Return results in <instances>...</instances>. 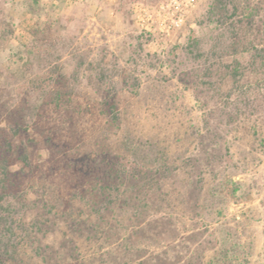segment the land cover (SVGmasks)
I'll return each instance as SVG.
<instances>
[{
    "label": "rangeland",
    "instance_id": "1",
    "mask_svg": "<svg viewBox=\"0 0 264 264\" xmlns=\"http://www.w3.org/2000/svg\"><path fill=\"white\" fill-rule=\"evenodd\" d=\"M260 1L261 10L249 22L245 0H201L170 37L154 33L147 38L135 25L130 0L117 5L115 15L103 9L102 17L92 11L84 19L81 12L79 18L56 17L39 0H0V28L8 24L13 30L0 44L2 101L11 99L20 78L49 70L63 75L69 87L92 98L100 109L107 110L105 97L114 93L121 127L101 128L87 142L99 139L115 149L126 138L149 142L145 148L154 144L155 152L167 155V164L175 170L162 186L134 201L140 217L150 223L146 232L131 237L140 226L134 208L102 217L104 226L119 228L117 248L112 249L116 264H139V252L130 251L134 242L146 252L149 264H160L158 258L151 259L153 253L161 254V264L181 263L174 256H185L199 246L204 230L213 232L214 240L240 241L249 252V261L241 264H264V0ZM34 41L39 42V63L31 64L34 57L26 46ZM205 152L216 157L214 165L193 168L192 158ZM32 157L31 168L14 167L24 177L19 189L0 199L14 206L19 227L9 241L17 250L15 260L7 264L113 263L105 253L109 247L101 243L104 230L98 229V238L78 237L49 209L47 201L68 184L67 166L51 160L43 141ZM38 170V183L29 182V174ZM84 210L82 218L89 209ZM39 223L44 225L37 231Z\"/></svg>",
    "mask_w": 264,
    "mask_h": 264
},
{
    "label": "trees",
    "instance_id": "2",
    "mask_svg": "<svg viewBox=\"0 0 264 264\" xmlns=\"http://www.w3.org/2000/svg\"><path fill=\"white\" fill-rule=\"evenodd\" d=\"M124 2L127 0H118L117 5ZM260 3V0L256 4L253 0H245L244 10L249 22L261 10ZM12 33L8 24L2 26L0 44L9 40ZM141 35L152 36L150 33ZM26 48L28 55L34 57L31 64L35 61L39 63V42L34 41ZM20 80L10 100L2 101L0 98V199H6L19 189L24 177L14 167L21 164L22 168H31L32 155L39 142L43 141L50 149L51 160L61 162L68 171V184L64 191L55 194L53 200L47 201L51 203L49 209L63 218L66 227L78 237L98 238V229L104 230L101 243L109 247L105 253L113 260L110 263L116 264L112 249L117 248L119 228L108 223L104 226L102 217L117 209L134 208L136 222L140 226L133 230L131 237L146 232L150 223L140 217V208L134 201L142 194L146 197L155 186L163 185L164 178L173 175L175 170L167 164L168 156L155 152L152 143L146 149L149 142L137 144L129 138L121 140L116 149L99 139L87 142L101 128L121 127L122 115L114 93H107V110H103L92 98H84L75 88L69 87L63 75L54 70L46 71L42 76L35 72ZM205 153V156L192 158L195 161L193 168L214 165L216 157ZM57 154H60L59 159ZM203 168H200L201 172ZM37 177L39 170L30 173L28 181L38 183ZM198 181H203L202 177ZM85 206L89 210L87 217L82 218ZM13 207L12 204L6 206L0 203V264H7L9 259L15 260L16 247L9 245L11 236L19 228L15 226ZM91 216L98 217L91 220ZM39 224L33 227L37 231L43 229L44 224ZM210 233L202 231L204 237L199 246L188 249L185 256L177 253L174 258L181 261L177 264H241L249 261V252L242 249L240 241L229 240L228 237H224L223 241L219 238L214 240L211 236L213 232ZM191 235L188 237L191 238ZM208 237L214 240L212 244L206 242ZM134 243L130 251L139 252L138 263L149 264L146 252L135 247ZM160 255L153 253L154 258L151 259L157 262L159 259L161 264Z\"/></svg>",
    "mask_w": 264,
    "mask_h": 264
},
{
    "label": "built area",
    "instance_id": "3",
    "mask_svg": "<svg viewBox=\"0 0 264 264\" xmlns=\"http://www.w3.org/2000/svg\"><path fill=\"white\" fill-rule=\"evenodd\" d=\"M90 0H54L67 6L83 4ZM114 6L118 0H103ZM201 0H134L132 12L135 25L140 34L158 33L170 37L186 23ZM114 15V9L111 10Z\"/></svg>",
    "mask_w": 264,
    "mask_h": 264
},
{
    "label": "crops",
    "instance_id": "4",
    "mask_svg": "<svg viewBox=\"0 0 264 264\" xmlns=\"http://www.w3.org/2000/svg\"><path fill=\"white\" fill-rule=\"evenodd\" d=\"M39 5H41L45 11H49L50 14H53L56 17L67 14L70 15L71 19L79 18L77 17V14L79 16V12L82 13L84 19L86 15L92 13V11L97 12V14L101 12L100 17H102L103 14H106V11H102L103 9H107L109 14L113 15L111 10L114 9L115 12V7L117 6V4L111 6L103 0H90L83 4H72L71 6L65 5L63 2L56 3L54 0H39Z\"/></svg>",
    "mask_w": 264,
    "mask_h": 264
}]
</instances>
